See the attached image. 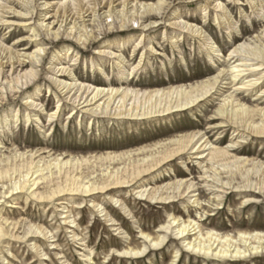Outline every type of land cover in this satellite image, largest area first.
I'll return each mask as SVG.
<instances>
[{
    "label": "rangeland",
    "instance_id": "obj_1",
    "mask_svg": "<svg viewBox=\"0 0 264 264\" xmlns=\"http://www.w3.org/2000/svg\"><path fill=\"white\" fill-rule=\"evenodd\" d=\"M45 1L37 0V5ZM138 1L145 6L156 7L163 4L164 10L161 13L165 14L157 17L145 16L147 18L143 17L140 24L129 20L126 27L121 28V22H113L112 19L105 20L103 25H99L90 11L79 15L80 19L77 21L82 40L77 39L79 36L68 37L66 34L57 38L47 36L46 29L39 33L30 30L38 27L40 20H46L45 25H52V29L54 28L52 33H54L61 24V13L57 19L53 17L54 14L44 17L46 12L41 15L38 11L34 20L8 16V20L19 24L18 27L13 28L16 36L11 40L8 39L13 32L10 33V29L5 27L0 34V40H9L8 46L20 40L22 43L18 50L22 53L30 54L42 49L43 60L39 63L40 79L36 85L10 94L0 92V120L5 121V118L11 120L9 131L5 128L0 129V139L3 143L0 159L11 158L9 165L11 169L21 168L24 171L23 175H26L33 162L29 158L30 154L44 153L34 159L37 163L44 158L41 163L44 172H38L35 176L40 180L41 192L49 191L41 190L46 186L44 180H41L45 178L62 187L65 186L66 181L72 182L73 177H76L79 185L93 188L107 186L114 180V176L128 180L135 179L127 188L110 187L109 191L95 192L88 196L68 194L45 203L39 202L30 191L8 199L7 196L5 198L0 195V227H4L2 225L4 220H8L9 223H20L16 229L10 224L4 227L6 235L0 241V264H88L83 259L86 252L92 254L95 264H221L219 261L205 260L184 252L180 240L175 239L173 234L168 235L164 246L148 250L141 258H128L120 254L128 250L140 251L145 246L148 247L149 245L140 239L142 234L155 240L164 236L165 233L161 230L171 218H177L179 221L195 220L204 232L212 231L221 235H236L238 232L264 233L263 194H259L255 189L238 193L226 190L225 193H220L208 188L215 174H221L219 177L223 182L232 181L234 186L250 183L257 187L261 176L257 177V172L254 171L248 182L246 174L252 166L241 168L239 171L233 168L232 175L226 174V170L223 172L225 162L197 160L196 155H191L189 152L173 161L164 162L165 164L154 171L140 177H136L135 174L136 170L144 169L155 160L160 161L168 152L177 149L179 141H183L180 139L197 133L201 134L199 144L205 146L209 143L218 148L233 147L236 150H243V152L233 151L232 154L236 153L264 164V139L250 137L244 142L240 136L233 135L232 128L219 129L221 119L211 120L218 117V110L224 98L234 94L235 83L233 84L231 79L222 76L219 84L221 89L213 91L211 97L191 109L148 121L94 117L91 122L90 115L84 113V109L78 107L75 115H72L74 109L72 103L65 100L58 103L60 98H56L55 93L59 91L47 77L51 75L48 69L53 63H62L57 68L72 70V78L80 79L81 83L87 82L93 88L106 83L105 85L110 87H119L123 84L125 87L130 86L140 90L141 93L153 90L166 92L171 87L187 88L205 83L219 76L222 71L225 72L224 74H230L233 61L228 58L229 53L244 43L253 46L259 41L256 37H264V14L258 15L256 13L258 7L252 9L249 0H219L228 7L230 20L236 24L230 30L223 29V24L220 26L224 17L223 11L218 13L204 10L207 0ZM57 2L66 3L68 0H57ZM256 4L260 9V1H256ZM117 8L118 11L122 10L121 6ZM17 10L22 14L26 13L21 8ZM107 10L106 8L105 11ZM217 16L221 19L218 20ZM174 17H179L184 23L190 22L199 29L204 28L205 35L212 39L219 50L223 49L221 55L213 56L212 60L201 48L204 40L186 33H174L166 27L168 21L175 19ZM162 18L165 20L162 21ZM141 24L143 26L140 27ZM144 26H148L145 31ZM142 37L145 38V42H150V47L155 50H150L153 52L148 58L150 61H145L146 65L144 64L140 71H135L131 76L133 67L147 48L146 43L136 48ZM101 50L123 54L128 71L119 73L117 59L100 57L98 53ZM66 53H69L70 57L62 60ZM76 59L78 60L75 61ZM9 70L6 69L7 76ZM29 70L30 68L27 67L21 71V74L28 73ZM102 70L105 71V75ZM62 71L57 74V79L70 81L71 76ZM17 74L18 70L14 76ZM127 74L129 75L126 76ZM250 79L252 77H248V80ZM262 85L264 89V84ZM37 86L41 88L38 93ZM258 96L260 95L256 96L252 92L238 95L239 98L247 99L248 107L259 103L260 107L264 108V96L256 101ZM29 99L43 107L40 112L32 114L37 115L41 122H26L25 102ZM155 100L159 102L163 100L162 104L169 102L166 97ZM139 102L144 104V100L140 99ZM58 107L56 117L50 120V114L57 111ZM16 111H20L23 116L19 115L16 118ZM70 115H72L71 119H69ZM37 118L32 116V119ZM234 142L237 144L233 145ZM22 154L26 156L22 157ZM59 158L65 164L62 171H59L56 165L50 166L52 159L54 164ZM201 161L204 163L200 166ZM48 168H52V171ZM20 177L18 175L17 178ZM178 182L197 184L199 190L195 199H198L203 206L195 207L188 201L187 194L182 196L184 199H180L179 193H185V190L176 188ZM166 187H169V190L164 191V197L168 195L176 197L172 203L169 201L157 203L147 199V196H139L146 190L152 192V189ZM8 188L10 185L6 183L5 192ZM0 190L4 191L1 185ZM216 196H221V199H217ZM66 200H68L67 205L62 207L56 205ZM249 200H254L256 203H248ZM93 204L99 207L95 208ZM122 205L128 212L121 209ZM106 214L110 216L108 219ZM66 217L69 218L68 222H65ZM110 219L117 226L112 227L108 222ZM28 226L46 229L49 232V240L27 235ZM119 229L121 230L117 231ZM75 234L78 235L77 238H74ZM13 235H19L21 238L16 241L15 237L12 238ZM194 237L196 236H191L189 240ZM33 244L37 245L46 256L37 255L32 250ZM239 264H264V256Z\"/></svg>",
    "mask_w": 264,
    "mask_h": 264
},
{
    "label": "bare ground",
    "instance_id": "obj_2",
    "mask_svg": "<svg viewBox=\"0 0 264 264\" xmlns=\"http://www.w3.org/2000/svg\"><path fill=\"white\" fill-rule=\"evenodd\" d=\"M175 1V0H174ZM191 1V0H190ZM193 1V0H192ZM256 1H260V9L259 5L256 4ZM251 4V8L255 9L258 7L256 13L258 15L264 14V0H249ZM192 3V2H190ZM92 4V5H90ZM92 6V7H90ZM122 7V10L118 11L117 7ZM163 4H159L158 6L152 5H143L138 0H68V2H57V0H46L43 4L37 5V0H0V34L3 32L4 28H9L10 33L13 32L14 27H18L19 24L16 21L8 20V16H12L13 18H23L28 20H34L36 15V11L43 15L45 12V16H51L57 19V16H60L62 20L58 29L52 33V25H45L46 20H40L38 23V27L31 28L30 30L33 32H41L43 29H46L47 36L58 37L63 35H68V37H77L78 40H82L81 32H79V26L77 21L80 19L79 15L86 14L91 11V14L94 15L95 20L99 22V25H103L105 20L112 19L113 22H121V28L126 27L127 21L138 23L142 21L143 17L146 19L149 16L157 17L158 15L165 14L161 13L164 9L162 8ZM17 8H21L26 11V13H21L17 10ZM42 8V9H41ZM108 9L105 11V9ZM52 10V11H50ZM208 11L221 12L223 11L224 17H222L223 29L230 30L232 26L236 25L233 20L231 21V14L228 7L224 6L219 2V0H207L205 9ZM105 11V12H103ZM147 16V17H145ZM164 16V15H163ZM218 17V16H217ZM37 18V15H36ZM175 18V17H174ZM221 17H218L219 20ZM55 19V21H56ZM176 19V20H175ZM175 19H170L168 22V26L170 30L174 33L180 32V34H188L192 37H198L201 40H204V44H202L201 48L210 55V58L213 60V56L219 57L221 55L220 52H223V49L219 50L216 44L212 41L210 37L205 35L204 28H198L194 26L190 22H182L179 17ZM164 21L165 19H161ZM53 22V25L55 24ZM225 21V22H223ZM73 22V23H72ZM70 24H72L70 26ZM70 26V27H68ZM143 24L140 25V27ZM230 26V28H229ZM148 26H144V31ZM122 31V30H121ZM78 33V34H77ZM16 34L13 32L8 39H12ZM264 36V35H263ZM7 39V38H6ZM32 39V37H31ZM257 43L255 45H244L237 46L236 48L229 53V57L231 61H233V65L230 66V74H224L222 71L219 76L214 78L213 80H208L205 83H200L194 86L185 87H171L168 91L161 90H153L149 92L141 93L140 90H136L131 88L130 86L125 87L123 84L119 87H110L105 85H99V87L93 88L91 84L87 82H80V79L72 78L73 72L72 70H67L65 68H57L61 64L53 63L51 67L48 69V79L55 85L58 89L59 93H55L56 98L58 99V103H62V101H67L68 103H72L74 109L72 110V115H75V110L80 107V109H84V113L90 115V121H93L95 117L108 118L112 120H122L127 119L131 121L138 120H152L160 118H165L174 112L185 111V109H191L194 105H197L204 99H208L211 97L213 91H218L219 84L221 81V77L229 78L232 80L234 84V94H231L227 98H224L221 108L218 110V117H215L211 120L221 119L222 122L219 125V129L222 128H232L233 135L235 137L240 136V138L245 142L250 137L262 138L264 139V108L260 107L261 105L257 103L255 106H247L246 100L244 98H239L238 95L243 92H252L258 98L263 97L264 95V37H256ZM9 41V40H8ZM7 40H0V92L7 93H15L20 89L24 90L29 88L32 85H36L38 80L40 79V71L39 63L43 60L41 55L42 49H37L34 53H22L18 50L21 45V41H14L12 46H8ZM143 43H146L145 46L146 51L142 53L139 58V61L133 67L130 75H134L135 71L138 72L143 68L145 61L148 60L149 56L153 55V52L150 50L153 47H150V42H145V38H141L138 42L137 47L139 48ZM206 43V44H205ZM225 49V48H224ZM219 52V53H218ZM220 54V55H219ZM98 55L100 57H108L110 59H117V67L119 73H124L128 71L127 61L124 58V55L121 53H114L110 50H101ZM69 53L65 54V57L62 60L69 58ZM76 59L75 61H77ZM94 63V62H93ZM235 64V65H234ZM95 66V64H94ZM30 68L28 73L21 74V71L25 68ZM115 67V66H114ZM9 70V75L7 76V71ZM20 69V71H19ZM18 70V74L16 76L15 73ZM63 70V73H68L71 77H69L70 81H63L61 79H57V74ZM102 73L105 75V71L102 70ZM248 73V74H247ZM117 74V73H116ZM201 74V73H200ZM127 74L126 76H128ZM125 76V75H124ZM123 76V77H124ZM248 77H252V79L248 80ZM25 79L24 81H22ZM128 80V78H127ZM131 80V79H130ZM248 80V81H247ZM127 82V81H126ZM261 82V83H260ZM124 83V82H123ZM131 83V82H130ZM262 85V86H261ZM138 87V86H137ZM37 93L41 91V88L37 86ZM221 92V91H219ZM168 99V103L162 104V101L155 100L157 98ZM29 98V97H28ZM144 100V104L142 105L139 101ZM27 115L26 122H41L37 115H32L33 112H40L42 110V106L35 101L29 99L25 102ZM60 107V105H59ZM57 111L50 114V120H53L58 113ZM16 118L23 116L20 114V111H16ZM69 119H71V116ZM32 116H35L37 119H32ZM166 120V119H165ZM163 120V121H165ZM11 120L5 118V121L0 120V129L10 130L9 122ZM18 121V120H17ZM16 121V122H17ZM162 121V122H163ZM201 134H193L186 138H182L179 141V146L177 149H174L162 158L160 161H154L151 164L145 166L144 169L136 170V177H140L144 174L154 171L156 168L160 167L164 162L168 163L173 161V159L181 157L185 154H193L196 155L197 160H207V162H225L223 165V172L227 171L226 174H233V168L236 171H239L241 168H247L248 166H252L251 170H247V178L248 182H250V178L252 177V173L254 171L257 172V177L260 178V183H257V187L248 183L246 185H237L234 186L231 182H223V180L219 177L220 175L215 174L212 178V184L208 185L210 190L214 192H222L225 193L226 190H230L232 192H240V191H248L249 189H255L259 194L264 195V164L257 162L255 160H250L245 156L232 154L233 151L243 152V150H236L233 147L218 148L213 145L207 143L199 144V137ZM243 143V142H242ZM3 143L0 139V149H3ZM237 144V142H234ZM245 144V143H244ZM208 148V149H207ZM232 150V151H231ZM208 153H207V152ZM234 153V152H233ZM44 153H31L30 160L32 162L31 166L27 170V174L23 175L24 171L21 168L14 167L11 169L10 160L11 158L7 157L6 159H0V185L4 191L0 190L1 196H7V199L10 197H14L19 193H24L25 191H30V194L38 199L39 202H51L58 197L64 195H91V193L99 192L104 193L107 190L109 191L111 188H127L131 183H134V179L128 180L123 179L122 177H115L114 180L105 187L96 186L87 187L85 185H79V181L76 180V177H73L72 182L66 181L65 186H56L54 181H49L48 179L44 180L45 187L41 190H49L48 192L40 191V180L36 178V174L38 172H44L42 169L41 161L35 163L34 159L36 157H40ZM25 157V154L21 155ZM240 156V157H239ZM53 162V159L51 160ZM50 162V166L56 165L59 171L63 170V161L61 158L58 159L57 163L52 164ZM148 163V161H146ZM164 163V164H165ZM204 161L199 162L201 166ZM51 170L52 168H48ZM23 171V172H22ZM52 171V170H51ZM20 175V178H17ZM35 177V179H33ZM6 183L10 185L7 192H5ZM55 185L54 188H52ZM207 187V186H205ZM175 189L174 187H170ZM178 190L184 188L185 193H179L178 197L180 199H184L182 196L187 194L188 201L193 204L195 207L200 208L203 204L195 199L197 196V192L199 188H197V184L194 182H178L176 185ZM169 190V187L165 189H152V192L144 191L140 193V197L147 196V199L152 201H157V203H167L168 201L172 203L175 201L174 196L168 195L164 197V193ZM165 191V192H164ZM191 195V196H189ZM3 198V197H2ZM6 198V197H5ZM217 199H221V196H216ZM68 200L60 201L56 204L58 207H62L67 205ZM248 203H256L254 200H249ZM95 208H98V205L93 204ZM10 205L8 204V207ZM206 207V205H204ZM66 209V208H64ZM121 209L125 212L126 207L124 205L121 206ZM110 216L106 214V218L108 219ZM66 219L65 222H68L69 218ZM111 223L112 227L117 226L113 220H108ZM10 224L13 228H18L20 223H9L8 220H4L2 225L7 226ZM3 226L0 227V241L6 235L5 228ZM121 229L117 230L120 231ZM161 232L165 233L164 236L158 238V240L152 239L150 236H146L144 234L141 235L140 239H143L145 243L149 246H145L143 250L134 251L128 250L120 255L123 257L130 258H141L143 255L147 254L148 250L158 249L164 246L167 242L168 235L173 234L177 239L180 240L181 245L183 246L184 252L189 253L193 256H199L204 258L205 260H214L219 261L221 264H239L240 262L247 261L249 259L264 256V233L262 232H238L236 235L227 234L221 235L216 232L207 231L204 232L201 228L200 224L195 220H178L177 218H171L168 224L161 230ZM27 235H35L39 236V238H44L49 240V232L46 229L41 227L28 226ZM196 236L189 240L190 237ZM15 237V238H14ZM30 237V236H29ZM78 235L75 234L74 238H77ZM16 241H19L21 237L13 235ZM26 238V237H24ZM38 238V237H36ZM38 238V239H39ZM32 250H34L37 255L41 257L46 256L41 249L33 244ZM85 251V250H84ZM59 255V254H58ZM92 254L86 252L83 255V259L86 260L88 264H95ZM11 264V263H9Z\"/></svg>",
    "mask_w": 264,
    "mask_h": 264
}]
</instances>
